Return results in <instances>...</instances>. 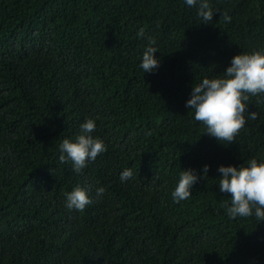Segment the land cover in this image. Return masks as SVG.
<instances>
[{
    "label": "trees",
    "instance_id": "obj_1",
    "mask_svg": "<svg viewBox=\"0 0 264 264\" xmlns=\"http://www.w3.org/2000/svg\"><path fill=\"white\" fill-rule=\"evenodd\" d=\"M209 5L201 23L183 0H0V264H264V222L229 218L217 186L218 165L264 160V94L232 142L185 107L192 84L264 50V0ZM148 37L160 63L144 73ZM85 117L106 150L75 173L58 144ZM205 163L173 202L178 172ZM76 185L82 211L64 203Z\"/></svg>",
    "mask_w": 264,
    "mask_h": 264
},
{
    "label": "clouds",
    "instance_id": "obj_2",
    "mask_svg": "<svg viewBox=\"0 0 264 264\" xmlns=\"http://www.w3.org/2000/svg\"><path fill=\"white\" fill-rule=\"evenodd\" d=\"M190 8H195L201 23L213 19L214 10L209 0H183ZM225 21L230 20L227 13H221ZM143 28L137 36H143ZM141 53L139 67L144 73L155 71L160 63V57L155 53L158 48L151 37L147 38ZM264 94V50L253 52H238L231 57L230 63L221 74L205 76L199 82L192 84L185 107L192 112V118L204 125V132L215 137L217 141L232 142L236 133L246 123L257 118V111H248L249 96ZM96 127L94 118L85 117L78 125L79 131L74 139L64 137L58 144V159L61 163L70 161L71 170L80 173L86 164L94 160L99 153L106 150L104 141L92 133ZM209 165H202L198 174L191 167L182 168L177 174V180L171 191L173 202H179L192 193L194 183L208 174ZM218 191L230 193V202L221 201L229 218L254 217L260 223L264 222V160L249 158L239 166L220 164L217 167ZM133 176L131 167L123 168L119 179L124 182ZM95 192L102 196L105 187H96ZM65 207L69 210H83L90 204L88 190L80 185L74 186L65 194ZM257 223V224H258Z\"/></svg>",
    "mask_w": 264,
    "mask_h": 264
}]
</instances>
